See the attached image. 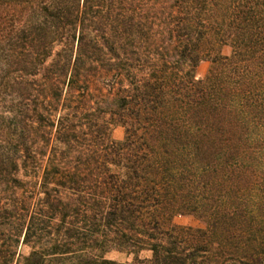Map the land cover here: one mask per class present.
<instances>
[{
    "label": "trees",
    "instance_id": "obj_1",
    "mask_svg": "<svg viewBox=\"0 0 264 264\" xmlns=\"http://www.w3.org/2000/svg\"><path fill=\"white\" fill-rule=\"evenodd\" d=\"M111 254L264 264V0H0V264Z\"/></svg>",
    "mask_w": 264,
    "mask_h": 264
},
{
    "label": "rangeland",
    "instance_id": "obj_2",
    "mask_svg": "<svg viewBox=\"0 0 264 264\" xmlns=\"http://www.w3.org/2000/svg\"><path fill=\"white\" fill-rule=\"evenodd\" d=\"M209 67H210V63L206 61L199 64V67L197 69L198 80L203 79L206 76ZM124 133L125 131L123 128L116 127L112 132V137L116 141H121L124 138ZM175 223L180 226L192 227L194 229H204L206 227V224L203 221L193 216H178L175 219ZM143 257H150V254H144ZM109 258L118 261L120 263L131 264L133 262L132 257L127 258L125 255H120V254H111Z\"/></svg>",
    "mask_w": 264,
    "mask_h": 264
}]
</instances>
